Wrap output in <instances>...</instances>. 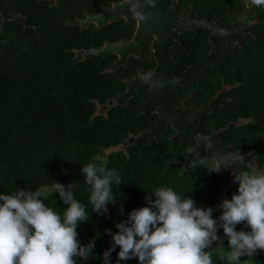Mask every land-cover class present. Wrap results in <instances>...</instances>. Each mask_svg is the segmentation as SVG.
Listing matches in <instances>:
<instances>
[{"label": "trees", "instance_id": "obj_1", "mask_svg": "<svg viewBox=\"0 0 264 264\" xmlns=\"http://www.w3.org/2000/svg\"><path fill=\"white\" fill-rule=\"evenodd\" d=\"M174 1L176 15L194 10L231 34L209 28L181 32L170 52L181 57L178 75L186 71L194 78L173 90L174 104L182 108L190 100L191 110H205L193 120L189 116L192 126L182 131L168 119L162 131L152 134L145 132L160 115L151 84L142 83L119 100L130 79L156 67L150 43L125 63L116 53H87L134 36V20L100 25L89 20L112 0H60L57 5L5 0L12 18L0 9V194L38 188L44 203L62 215L67 205L51 186L78 183L74 196L89 213L88 221L78 222V238L83 246L95 241V247L87 260L76 258L77 264H105L103 254L119 231L116 225L148 206L145 197L157 187H171L207 209L238 192L234 178L239 170L264 172V6L250 0ZM244 12L252 21L242 23ZM240 26L245 28L237 31ZM204 136L219 154L250 157L230 166L234 185L229 190L227 168L210 173L191 166L189 145L200 158H211L201 144ZM90 162L115 168L122 181L112 184L116 203L102 215L92 210L90 186L81 171ZM222 211H213L218 223ZM220 228L218 236L229 244ZM236 230L251 231L246 222ZM119 251L117 246L111 252L109 264H139L138 258L119 260ZM246 260L264 264V250L241 257V264ZM213 264L229 262L213 253Z\"/></svg>", "mask_w": 264, "mask_h": 264}, {"label": "clouds", "instance_id": "obj_2", "mask_svg": "<svg viewBox=\"0 0 264 264\" xmlns=\"http://www.w3.org/2000/svg\"><path fill=\"white\" fill-rule=\"evenodd\" d=\"M125 4L133 19L147 23L152 13L144 11L145 5L155 7L156 0H125ZM250 4L261 7L264 0H250ZM201 144L213 147L207 137L201 138ZM187 151L194 157L191 166H204L210 173H219L243 159L234 152L200 158L192 145ZM81 171L90 186L92 210L107 213V205L116 203L112 184H122L117 170L90 162ZM234 182L239 184L238 192L221 203L219 223L211 207H197L194 199L181 197L171 187H157L145 197L148 206L134 209L126 221L116 225L119 231L113 234V244L103 254L105 264H109L117 246L119 260L138 258L139 264H213V253L221 261L226 258L229 264H241V257H252L264 250V172L255 168L239 170ZM51 187L67 205L62 215L44 203L46 197L41 199L38 188L0 194V264H77L76 258H89L95 241L81 245L77 231L78 222L89 219L86 206L74 196L79 184L54 182ZM242 222L251 231H237L236 226ZM219 227L228 238L230 251H225L217 234ZM217 241L220 246L213 249ZM243 264H248L247 260Z\"/></svg>", "mask_w": 264, "mask_h": 264}, {"label": "water", "instance_id": "obj_3", "mask_svg": "<svg viewBox=\"0 0 264 264\" xmlns=\"http://www.w3.org/2000/svg\"><path fill=\"white\" fill-rule=\"evenodd\" d=\"M173 3L174 0H156L155 7L149 8L145 5L144 11L151 12L152 16L147 23H137L136 32L131 40L106 43L101 49L87 51L88 54L95 52L102 55L116 53L120 56L119 62L125 63L128 54H139L143 46L150 41L151 36L153 35L155 37L152 41V56L157 62L156 67L150 71H141L134 78L130 79L127 93L119 97V99L127 97L134 92L136 86L142 83H151V90L158 105L160 117L156 126L146 131L145 134L162 131L168 119H171L180 131H182L192 126V121L189 119V116H191L190 113L198 114L197 116H199L205 110L203 108L200 111L191 112L190 100L183 108H177L174 105L173 90L178 88L179 85L185 84L188 80V75L184 78H175L176 69L181 61V57H175L170 54V47L173 45L175 39L180 40V34L185 29H201L206 27L212 29L214 34L228 33V29L220 28L218 25L206 19L201 20L193 12L188 16L182 17L173 15L170 9ZM0 9L4 12L6 18L10 17L7 14L5 0H0ZM122 14L126 16L132 15L128 5L125 4V0L121 3L115 2L112 8H104L100 14L90 16V18L100 25L118 19ZM194 117H192V120ZM212 145V149L218 151L213 143ZM212 153L210 151L209 154L212 156Z\"/></svg>", "mask_w": 264, "mask_h": 264}, {"label": "flooded vegetation", "instance_id": "obj_4", "mask_svg": "<svg viewBox=\"0 0 264 264\" xmlns=\"http://www.w3.org/2000/svg\"><path fill=\"white\" fill-rule=\"evenodd\" d=\"M49 1V3L51 4V5H57L58 4V1H60V0H48ZM124 0H112V3H111V5H109V6H105L104 8H108V9H110V8H112L113 7V5L115 4V2L116 3H121V2H123ZM175 2V1H174ZM173 5H174V3H173ZM173 5H171L170 6V9H171V12H172V14L173 15H176L174 12H173ZM104 8H102V10L104 9ZM102 10H101V12H102ZM100 12V13H101ZM193 12V14L195 15V16H197L199 19H201V20H203V19H206V20H208V21H210L208 18H201L198 14H196L195 13V11L194 10H191L190 11V13H192ZM100 13H98V14H100ZM190 13H188L187 15H185V16H188ZM97 15V14H96ZM176 16H179V17H182L183 15H176ZM120 18H125L126 20H134L135 21V24H136V29H137V21L135 20V19H133V17H132V15H130V16H126V15H124V14H122V15H120L119 16V18L118 19H120ZM89 20H92L90 17H89ZM114 20H117V19H114ZM111 21H113V20H111ZM241 21H242V23L243 22H247V21H252V18L251 17H249V15H248V12H244L243 14H242V16H241ZM109 22V21H108ZM211 23H213V24H216V25H218L216 22H212V21H210ZM96 23V22H95ZM97 24V23H96ZM104 24V23H103ZM241 28H239L237 31H239L240 29H244L245 28V26H240ZM206 28V27H205ZM198 29V28H197ZM210 29V28H209ZM185 30H187V29H185ZM184 30V31H185ZM194 30H196V29H194ZM213 31V30H212ZM233 31V30H232ZM135 32H136V30H135ZM183 32V31H182ZM230 33V32H229ZM135 34V33H134ZM231 34V33H230ZM155 37L152 35L151 36V39H150V41L148 42V43H150V45L152 46V41H153V39H154ZM131 40V39H130ZM176 41H179V40H176L175 39V41H174V43H173V45L175 44V42ZM172 45V46H173ZM146 46V45H145ZM145 46H143V48L145 47ZM171 46V47H172ZM171 47H170V49H171ZM142 48V49H143ZM141 49V50H142ZM141 50H140V52H141ZM139 52V53H140ZM152 53H153V48H152ZM170 54H171V52H170ZM118 55V54H117ZM130 55H132L131 53L130 54H128V56L126 57V61L128 60V58L130 57ZM135 55V54H134ZM171 55H173V54H171ZM151 56H152V54H151ZM173 56H175V55H173ZM118 57H120L119 55H118ZM175 57H177V56H175ZM118 61H119V59H118ZM157 65V64H156ZM179 65H180V63H179ZM179 65H178V67H177V69H176V72H175V78H184L186 75H188L187 74V72L185 71L184 72V74H182V75H178V69L180 68L179 67ZM151 70H153V69H151ZM147 71H150V70H147ZM194 77L193 76H189L188 75V80L186 81V83H188L191 79H193ZM185 83V84H186ZM151 84V83H150ZM181 85H184V84H181ZM181 85H179V86H181ZM178 86V87H179ZM173 102H174V98H173ZM175 105V104H174ZM175 107H177L176 105H175ZM177 108H180V107H177ZM183 108V107H182ZM158 111H159V109H158ZM191 112H197V111H193V110H190ZM190 115H191V117H193V116H197L198 114H194V113H190ZM192 120V119H191Z\"/></svg>", "mask_w": 264, "mask_h": 264}, {"label": "rangeland", "instance_id": "obj_5", "mask_svg": "<svg viewBox=\"0 0 264 264\" xmlns=\"http://www.w3.org/2000/svg\"><path fill=\"white\" fill-rule=\"evenodd\" d=\"M222 98V93H220L218 96H217V98H216V100H215V102H219V100ZM120 100V99H119ZM210 151H212L213 153H218L219 154V152L220 151H217V150H213V149H210ZM212 153V154H213ZM228 153H230V151L229 152H226V154L225 155H227ZM223 154V153H222ZM222 154H220V155H222ZM243 158H246V159H248V158H250L249 156H246V155H241ZM232 164H229V166L227 167V171L225 172V175H226V190H229L233 185H234V182L233 181H231L230 180V173H229V171L231 170V166ZM234 165V164H233ZM220 205L221 204H219V205H217V206H215L214 208H212L213 209V211H216V212H218L219 214H220V211H221V207H220ZM218 230H221V228L219 227L218 228ZM220 236V238H221V240L223 239L222 238V236L221 235H219ZM220 245H219V242H217L215 245H213L212 247H213V249H215V248H217V247H219ZM223 247H224V249H225V251H230V248H229V244L227 243H224L223 242Z\"/></svg>", "mask_w": 264, "mask_h": 264}]
</instances>
